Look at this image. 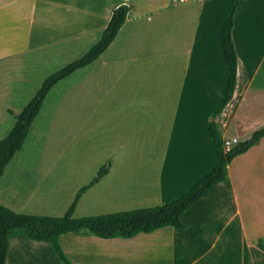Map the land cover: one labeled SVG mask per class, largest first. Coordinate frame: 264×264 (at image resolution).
Wrapping results in <instances>:
<instances>
[{
	"label": "rangeland",
	"instance_id": "1",
	"mask_svg": "<svg viewBox=\"0 0 264 264\" xmlns=\"http://www.w3.org/2000/svg\"><path fill=\"white\" fill-rule=\"evenodd\" d=\"M122 1L132 6L118 36L89 67L75 71L50 90L18 151L28 156L26 166L35 167L30 184L17 187L18 194L27 197V204L45 200L46 204H60L52 215H62L78 188L89 183L107 162L108 173L81 195L74 217L165 204L214 166L206 127L215 94H223L228 79L219 34L232 0ZM51 2L44 18L46 38L40 47L32 48L28 62L0 63V116L8 108L15 112L22 109L9 104L12 83H29L30 91L21 97L25 101L49 74L79 58L102 33L104 16L77 28L70 9L65 8L67 0ZM8 28L9 20L0 16V37ZM233 31L245 80L247 70L264 53V0H245L235 14L232 35ZM200 71L216 80L215 85L203 88V83L197 82L198 87L189 89L187 74L192 77ZM259 96L249 97L246 90H239L241 117L253 109V97L260 101ZM234 109V103L230 104L217 124L221 135L240 141L246 137L237 129L243 134L248 129L232 124ZM252 152L263 166L261 145ZM242 155L248 157L247 152ZM256 161L252 158L249 163ZM235 164L232 181L238 186L243 217L247 218L246 204L255 206L252 221L261 224L263 231L264 179L248 184L246 175L242 181L245 160ZM30 185L35 187L32 191ZM234 204L230 193L214 187L183 218H196L186 222L191 232L196 228L194 222L204 221L209 229L206 234H213L208 244L233 213ZM238 226L235 221L223 232L212 257L222 255L225 263L241 251L240 236L234 237V248L225 249L228 236ZM66 254L71 260L70 252Z\"/></svg>",
	"mask_w": 264,
	"mask_h": 264
},
{
	"label": "crops",
	"instance_id": "2",
	"mask_svg": "<svg viewBox=\"0 0 264 264\" xmlns=\"http://www.w3.org/2000/svg\"><path fill=\"white\" fill-rule=\"evenodd\" d=\"M51 1L52 0H0V16L3 19L6 17L9 20V28L6 35L0 37V63H5L7 65H23L28 62L32 48L40 47V43H43V39L46 38L44 18L46 10L52 5ZM244 1L245 0H240L236 10L237 14ZM122 3L129 4L122 0L116 4L114 1L112 2V0H67L65 8L67 11L70 9L72 21L75 22L74 27L77 28H79V26L86 27L88 24H94L96 18H102L104 16L103 25L101 26V30L103 31L113 9ZM204 6H206V4ZM90 19L91 21H89ZM124 25L125 23L121 28H123ZM132 29L133 26L128 31V34L132 32ZM74 30L78 32L77 29L74 28ZM232 37V39L235 40L234 31ZM123 42L124 39H122V43ZM106 50L103 53H105ZM188 62L190 63V60H188ZM240 62L239 60L238 81L234 96L223 112L217 117V121L225 114L229 105L234 103L235 109L232 112V124L235 123L236 128H247L248 130L245 134L237 129L240 136L242 138L246 137L247 139L253 131L264 126V69L261 78L259 80L257 79V83L255 84L256 75L258 72L259 74L262 72V66H264V53L262 59L256 64H253L251 67L252 69L247 70V78L245 80L240 72ZM189 69V67L186 68L187 71H189ZM201 72L202 71L198 73L199 75H192V77L187 74L189 78V89H191V87H198L197 82L203 83V88H208V85H215L216 80L213 81L204 73L201 74ZM21 84L22 85L17 84L15 86L14 83H12L10 87L11 93H9V96H13L12 98L10 97L11 99L9 98V104L20 109L40 86L39 84L28 99L22 102L21 97L26 95L31 88L29 83L25 80H23ZM241 89L246 90L247 96L249 97L251 94L252 96L260 95L259 102L253 97V109L248 112L246 117L240 116L241 106H238L237 103L238 92ZM216 94H222V92H216ZM14 121V117H9L7 111L4 115L0 116V139L9 132ZM29 135L30 132L28 136ZM224 137L228 136L222 134V138ZM243 140L245 139L240 138V141ZM260 145L264 156L263 136L257 144L246 151L248 157L242 155L246 152L242 153L240 154L241 157L240 155L236 156L228 165L230 187L223 183H218L214 186L220 187L224 192L227 191L230 193L235 204L233 213L231 214L230 212L229 216L226 217L225 223L218 233L215 234V238L210 239L211 243L206 244L208 237L213 234H206V231L208 232L209 229L206 230V225L203 223L204 221L199 219L198 222H194L196 228L191 232L189 229L190 224L188 225L186 222L187 220H189L188 222H193L196 218H193L194 220L185 218L186 221L184 220V215L193 207L192 206L182 215V220L187 224L185 230L164 227L151 233L137 234L129 239L119 237L103 239L87 233H67L60 237V243L64 251L70 252L69 256L74 264H264V229L262 231L261 224H253L252 220L254 217L252 216L255 206L252 207V204H246L247 218L243 217L238 186L232 181L233 166L237 161L240 162L242 159L245 160V174H240L242 181L244 178L246 180V175L248 184H250V180L258 183L259 180H261L260 177L264 179V157L261 161L263 162V166H259V162L256 161L254 156L255 152H252L260 147ZM259 154L260 153H258V155ZM252 158L256 161L255 163H249V160H252ZM28 160V156L19 154L17 151L11 161L6 165L0 177V204L19 213L52 215V212L57 210L58 206L61 208L60 204H46V200L39 204H27V197L23 196L21 198L17 192L19 191L17 187H20V185L28 186V184H30L29 178H31L35 167L34 165L33 167L26 166L25 161ZM257 160H259V157ZM261 168H263L262 172ZM33 188L35 187H31L30 190L32 191ZM245 198H247V196ZM245 202H247V200ZM192 216L194 217L195 215ZM235 221L239 226L235 227L228 236L225 249L234 248V241L237 239L234 237L238 236L243 239L242 249L234 256H230L224 263L222 255L217 256L215 254L212 257V253L214 250L218 251L217 246L219 239L223 232ZM6 264H62V262L57 258L48 243L31 240L22 234H15L9 239Z\"/></svg>",
	"mask_w": 264,
	"mask_h": 264
},
{
	"label": "trees",
	"instance_id": "3",
	"mask_svg": "<svg viewBox=\"0 0 264 264\" xmlns=\"http://www.w3.org/2000/svg\"><path fill=\"white\" fill-rule=\"evenodd\" d=\"M239 2L240 0H232L219 34V48L228 70V79L223 94H215V106L207 123L208 137L215 154L213 168L176 198L162 205L74 217L73 213L81 195L108 173V162L98 169L89 183L78 188L62 215L19 213L0 204V264H6L9 239L15 234L48 243L62 264H74L60 243V237L66 233L86 232L103 239L115 237L129 239L137 234L151 233L164 227L185 230L187 224L182 220V215L188 209L218 183L230 187L228 165L264 136L262 126L253 131L249 138L225 150L216 120L233 98L238 81V56L232 39V30ZM130 10V4L122 3L116 6L99 39L85 53L49 74L20 111L7 109L15 121L9 132L0 139V177L14 154L24 145L50 90L59 81L95 61L114 41Z\"/></svg>",
	"mask_w": 264,
	"mask_h": 264
},
{
	"label": "built area",
	"instance_id": "4",
	"mask_svg": "<svg viewBox=\"0 0 264 264\" xmlns=\"http://www.w3.org/2000/svg\"><path fill=\"white\" fill-rule=\"evenodd\" d=\"M239 140L235 137L229 138V137H224L223 138V145L225 150H229L233 145L238 143Z\"/></svg>",
	"mask_w": 264,
	"mask_h": 264
}]
</instances>
